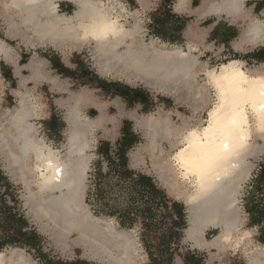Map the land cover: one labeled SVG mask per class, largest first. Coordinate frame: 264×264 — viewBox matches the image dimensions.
I'll return each instance as SVG.
<instances>
[{"label": "bare ground", "instance_id": "bare-ground-1", "mask_svg": "<svg viewBox=\"0 0 264 264\" xmlns=\"http://www.w3.org/2000/svg\"><path fill=\"white\" fill-rule=\"evenodd\" d=\"M139 1L143 10L148 8L149 0ZM247 1L201 0L189 10L191 0H177L175 10L195 13L199 20L226 17L243 22L234 49L264 47V19L251 16ZM62 3L72 4L73 13H62ZM0 9L8 37L19 39L26 48L51 46L65 56L87 46L102 74L141 82L187 104L195 117L206 110L205 120L190 124L183 119L177 124L173 113L162 108L138 116L135 110L127 113L118 101L111 103L120 118L135 119L142 133L144 142L129 152L131 163H145L148 157L163 185L183 198L189 220L185 236L192 247L242 248L250 243V231L242 228L240 198L251 172L249 159L257 151L256 140H264V66L249 68L238 58L218 68L202 65L195 53L197 40L204 35L192 25L186 30L191 39L186 48L153 38L147 42L139 12L130 11L120 0H0ZM0 60L14 68L18 79L17 105L0 113V157H6L10 179L25 187V207L41 224V234L64 253L72 245L81 247L85 257L100 264H143L145 254L133 231L119 230L113 219L96 217L86 202L92 136L98 130L109 134L108 125L117 127V118L106 112L110 103L89 89L61 99L67 128L65 143L56 148L34 123L41 118L42 107L27 90L29 82L48 80L56 85L45 60L34 53L22 66L20 54L2 39ZM2 93L0 85V109ZM89 105L98 112L94 118L85 112ZM209 229L219 233L208 239ZM245 254L249 264H264L261 244L245 249ZM0 264L36 261L23 249L12 248L8 253L0 251Z\"/></svg>", "mask_w": 264, "mask_h": 264}, {"label": "rangeland", "instance_id": "rangeland-1", "mask_svg": "<svg viewBox=\"0 0 264 264\" xmlns=\"http://www.w3.org/2000/svg\"><path fill=\"white\" fill-rule=\"evenodd\" d=\"M108 1V0H105ZM130 11H135L139 9V5L135 4L131 0H120ZM262 0H249L246 3L247 8L250 11L251 16L257 17L260 19H264V0L263 5L260 7H256L255 3ZM160 1L159 0H151L150 9H147L146 12L141 10V18L143 20L142 26L145 33V40L147 42L150 41L151 38L158 40L160 43H166L168 46H182L186 48L187 44L190 43V37L187 36V28L189 26H194L196 30H200L203 33L204 38L198 39L197 42L200 43L198 47V51L195 53L200 60L202 65L208 64L211 68H218L222 63L227 62L230 59H242L248 60L246 61L249 68L263 67L264 62L258 61L256 58H253L259 51L264 50V47L257 48H247L245 50H236L234 49V42L240 37L241 30L244 26L243 22H232L226 17H221L216 19L214 17H206L201 20H197L196 16L187 17V27L184 29L181 34H176V29L168 24L166 17L160 18ZM200 5V2H197L193 5L197 7ZM74 6L70 3H62L61 10L62 13L72 14L74 11ZM158 9L156 12L155 10ZM160 18L163 19L162 25H160V21L156 22V20ZM186 18V17H185ZM132 20H129L131 23ZM216 24H219V33L214 36V34H210V26L212 27ZM200 27V28H199ZM7 21L4 19L1 14L0 9V39L6 41L10 46L14 48L16 52L20 54V64L23 62H29V59L37 53L40 59H44L46 62V70L49 78L56 79V85L50 84L48 80H43L39 84L30 82L28 85V91H31L35 98H37L39 104L42 107V116L41 118L34 121L39 127V131L42 136L48 140V142L52 143L56 148H62L63 143H65L64 133L66 131L67 125L64 122V114L65 109L62 108L59 104L61 99L68 98L70 92H78L82 89L93 90L94 94L98 97L99 100L103 102L110 103L109 108L106 112L112 116H114L117 122V127L113 129L112 125H108L111 132L109 134H104L102 130L95 131L92 136V143L88 150V154L91 155L90 166L87 175V183H86V197L87 190L89 185L90 173L93 171L94 164L98 160V156L96 154V147L100 141H109L112 144L116 142L122 136V126L124 122H130L132 124L133 131L135 135L138 136V143L135 146L144 142L142 133L140 129L136 127V121L133 118H129L128 116L119 117L117 108L111 103L114 101H118L123 105V109L128 113L132 110L137 111L138 116L143 114H149L151 112H156L158 109L162 108L165 111H170L173 113L174 122L177 124H182L183 119L188 120L190 124H195L197 120L203 118L205 120L207 118V112L199 111L197 117H195L192 109L185 103H178L173 97L167 95H160L159 93L153 91L149 87L145 86L141 82H131L127 81L128 78L116 77L115 75H106L102 74L97 68L91 52L89 51V47L85 46L83 48L75 49L67 53L65 56L61 51L56 50L51 46H46L45 48H26L23 46L19 39H11L7 34ZM207 33V34H206ZM236 34L237 36L230 40L229 43H223L222 40L224 38H229L231 35ZM162 35L168 36L163 37ZM176 37L173 39V37ZM49 56H57L60 57L62 64H59L57 61V66L60 72L54 69L53 65L49 60ZM22 61V63H21ZM94 62V63H93ZM23 66V65H22ZM23 70V69H22ZM24 75L28 76L29 73L24 71ZM104 76V77H103ZM112 76V78H111ZM204 75H201V83L204 82ZM107 83V85H112L113 87L108 88L106 91L101 87V83ZM60 83H64L65 89L59 87ZM132 83V84H130ZM135 84V85H134ZM0 85L2 86V99H1V109L0 113L5 112L7 109H13L16 104L17 93L18 90V79L14 76V68L7 64L6 62L0 60ZM130 87L131 89L142 91L146 96V101L141 102L140 100L134 99L132 97L125 98L120 94L119 87ZM24 89L23 91H25ZM68 90V91H67ZM128 100L131 103H128ZM134 101L135 103H132ZM90 106V107H89ZM87 106L86 114L89 117L94 118L98 112L91 105ZM195 117V118H194ZM94 146H93V145ZM256 149L255 154L249 159L250 161V176L244 186L243 193L240 198V203L243 208V216L244 223L242 228L250 231V243H245L242 245V248L230 247L222 252H219L216 249L210 248L207 250H199L192 247V244L186 240L185 230L182 231V238L180 241L172 242L171 247L175 249L173 256V264H194L197 261L202 260V256L207 255V264H237L241 262L244 264V254L237 253L236 251L239 249L241 251H245V249H251L254 246L258 245L259 237L262 232V228L264 227V223L261 226H254L250 224L251 215L248 214V208L261 207L264 210V184L258 183V177L262 171H264V140L258 138L256 140ZM134 146V147H135ZM133 147V148H134ZM132 148V149H133ZM131 149V150H132ZM145 163L135 164L131 163L132 167L138 171L143 173H147L151 175L156 182L166 190L168 196L174 200L182 203L187 209L183 198L179 196L174 191L170 189L164 188L161 179L154 172L152 163L150 159L147 157L145 159ZM0 164L2 165L4 171L7 174L6 166V157H0ZM5 167V168H4ZM8 175V174H7ZM10 178V177H9ZM12 180V179H11ZM14 180V181H13ZM13 183L15 185L20 186V195L23 201V210L25 211L30 223L37 229L38 233L41 235L44 241H42L43 248L41 252L37 251H29L26 247L20 246H7L3 249H0L1 252L8 253L12 248H20L23 249L27 254L31 256V258L36 261V264H50L49 260L61 261L65 264L76 263V264H100L99 262L89 259L84 256V251L81 247L72 245L71 249L68 253L62 252L59 248H57L50 238L46 235L41 234L40 232V223L34 221L30 217L29 209H27L24 196L26 195L25 187L21 184V182L17 181V179H13ZM88 204V203H87ZM89 208L93 215L99 218L104 219H113L116 227L119 230L130 231L134 236L138 238V241L141 246V250L145 254L143 264H149V255L148 252L154 255L155 258H160V243L162 241V234H164L169 224L164 221L161 222V218L164 217L165 209L158 210L159 213L157 217V225L150 230H146L142 225V220L137 219V222L134 224L132 228L121 227L118 221L115 218L96 214L94 210H92L91 206ZM247 208V209H246ZM254 219L259 216H254ZM186 227L188 226V214L186 211ZM160 221V222H159ZM219 233V230L209 229L207 231V238L212 239L215 235ZM76 236H74V239ZM146 240L151 242V245L146 244ZM177 249V250H176ZM168 253L165 255L168 258ZM195 257V258H193ZM196 261V262H195Z\"/></svg>", "mask_w": 264, "mask_h": 264}, {"label": "trees", "instance_id": "trees-1", "mask_svg": "<svg viewBox=\"0 0 264 264\" xmlns=\"http://www.w3.org/2000/svg\"><path fill=\"white\" fill-rule=\"evenodd\" d=\"M172 1L168 0V5ZM166 19L168 24L176 29V34H181L189 21L188 18L171 14L169 8ZM163 21V19L160 21V25ZM218 33L219 28H216L213 34L216 36ZM162 36L168 39V36ZM236 36L233 34L229 38H224L222 42L229 43ZM175 38L174 36L173 39ZM253 58L264 62V50L259 51ZM57 62L54 63L56 68ZM101 84L106 91L113 87L104 82ZM119 88L121 96L126 99L132 97L144 103L147 99L142 91L126 86ZM128 103L131 101L128 100ZM121 132L122 136L114 144L109 141L99 142L96 150L98 160L90 173L86 202L96 214L115 218L121 227L132 228L139 218L146 230L157 225L159 214L157 212L165 209L164 217L160 221H164V226L165 223L169 226L167 232L162 234L159 248L161 257L155 258L148 252L149 264H173L175 249L171 245L173 241L176 243L182 238V231L185 230L187 223L186 209L182 203L172 200L151 175L131 167L128 154L138 143L139 138L135 135L130 122H124ZM257 182L264 184V171L260 173ZM247 212L251 215V225L261 226L264 223V210L261 207L248 208ZM253 215L259 217L254 219ZM42 241L43 238L23 210L20 186L13 183L0 164V249L20 246L39 253L43 248ZM259 241L264 244V227ZM145 243L151 245L149 240ZM167 253L168 258L165 257ZM49 263L65 264L52 259ZM194 264H202V260Z\"/></svg>", "mask_w": 264, "mask_h": 264}, {"label": "crops", "instance_id": "crops-1", "mask_svg": "<svg viewBox=\"0 0 264 264\" xmlns=\"http://www.w3.org/2000/svg\"><path fill=\"white\" fill-rule=\"evenodd\" d=\"M132 2H134L135 4H138L139 5V9H137V11L139 12V18L142 20V18L140 17L141 16V10H143L142 9V5H141V2L139 1V0H131ZM150 1V3H149V5H148V8L147 9H150V5H151V0H149ZM160 1V5H159V7L161 8L160 10V18H163V16L164 17H166L167 15H168V8L170 9V13L171 14H174V15H176V16H178V17H180V18H182V17H191V16H196V14L195 13H192V12H190L189 10H191V9H193V5L195 4V3H197V2H200L201 3V0H191V2L189 3V12H186V11H184V12H177L176 10H175V2L177 1V0H173L169 5H168V0H159ZM249 1V0H248ZM251 1V0H250ZM260 1H258V2H256L255 3V5H256V7H258V6H262L263 5V0H262V2L261 3H259ZM126 6V5H125ZM263 8H264V6H263ZM147 9H145V10H143V12H146L147 11ZM158 9H156L155 10V12L157 11ZM160 18H158L157 20H156V22H158V21H160L161 19ZM214 18H216V19H219V18H217V17H214ZM197 20H199V19H197ZM142 23H143V20H142ZM218 26H219V24H216V25H214L213 27L211 26L210 27V31H209V33L212 35L213 34V32H214V30L216 29V28H218ZM186 27H187V25L185 26V29H186ZM38 55V54H37ZM30 60V59H29ZM49 60H50V62H51V64L53 65V67H54V69H56L57 71H59L60 72V70H59V68H56V66H54V63H56V61H59V63L60 64H62L63 65V63H62V61H61V59H60V57H57V56H49ZM246 61H248V60H246ZM5 62V61H4ZM21 63H22V61H21ZM28 63V62H27ZM26 63L25 62H23L22 63V65H25ZM58 67V66H57ZM24 71H27V70H25V69H23V74H24ZM28 72V71H27ZM29 73V72H28ZM15 76V75H14ZM16 77V76H15ZM30 83V82H29ZM29 83H28V85H29ZM109 108V107H108ZM107 108V109H108ZM64 120V119H63ZM123 127V126H122ZM101 142V141H100ZM98 146V145H97ZM96 150H97V147H96ZM130 152V151H129ZM129 155V154H128ZM130 165H131V167H132V164H131V161H130ZM133 168V167H132ZM164 188H166V187H164ZM166 191V190H165ZM178 201V200H177ZM179 202V201H178ZM259 241V240H258ZM259 244H261L262 246H264V244L263 243H261L260 241L258 242ZM213 249H216V250H218L219 252H222V250H225V249H227V248H220V249H218V248H216V247H212ZM207 249H210V248H207ZM207 249H205V250H207ZM237 253H242V254H244V264H249V262H248V259H247V257H246V254H245V251H241V250H237L236 251ZM202 264H207V255L206 256H202ZM237 264H241V262H239V263H237Z\"/></svg>", "mask_w": 264, "mask_h": 264}, {"label": "snow or ice", "instance_id": "snow-or-ice-1", "mask_svg": "<svg viewBox=\"0 0 264 264\" xmlns=\"http://www.w3.org/2000/svg\"><path fill=\"white\" fill-rule=\"evenodd\" d=\"M262 107H264V105H262ZM233 123H235V121L233 120Z\"/></svg>", "mask_w": 264, "mask_h": 264}, {"label": "water", "instance_id": "water-1", "mask_svg": "<svg viewBox=\"0 0 264 264\" xmlns=\"http://www.w3.org/2000/svg\"><path fill=\"white\" fill-rule=\"evenodd\" d=\"M186 211L188 212V210L186 209ZM189 223V222H188ZM185 235H186V232H185Z\"/></svg>", "mask_w": 264, "mask_h": 264}]
</instances>
